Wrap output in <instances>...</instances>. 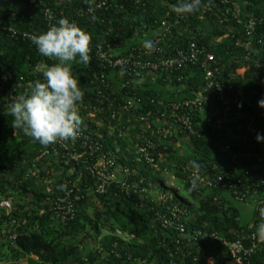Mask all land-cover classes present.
Masks as SVG:
<instances>
[{
	"label": "trees",
	"instance_id": "16d2710c",
	"mask_svg": "<svg viewBox=\"0 0 264 264\" xmlns=\"http://www.w3.org/2000/svg\"><path fill=\"white\" fill-rule=\"evenodd\" d=\"M17 1L22 9L0 3V199H10L11 204L10 213L0 210V234L5 236L7 249L2 257L5 261L0 254V264H234L221 242L234 241L238 231L247 230L255 210H242L247 206L237 204L228 190L195 194L179 170L181 165L195 162L211 176L227 178V170H231L236 179L247 169L245 164L229 163L217 155V136L203 126L211 103L205 102L192 114L193 134L181 132L173 144L160 141L157 154L169 161L172 167L167 169L180 188L170 193L169 201L158 200L160 192L168 195L165 181L134 155V145L151 137L145 121L138 119L149 114L147 122L153 129L161 126L156 123L161 115L170 121L164 105L191 99L202 91V69L186 65L161 75L145 74L139 80L126 69L103 66L95 51L101 46L114 54L122 46L118 56L123 57L147 49V41L164 57L191 45L205 49L216 61L232 112H239L248 126L247 150L264 151V141L255 140L258 133L264 135V107L258 105L264 97L254 76V71H262L257 63L264 61V0H200L190 14L172 11L171 6L180 0H36L52 12L54 25L66 18L90 36L89 62L85 65L77 57L70 63L82 92L76 105L81 119L78 130L114 156L116 181L122 179L125 169L129 181H143L141 193L131 197L116 183L104 195L92 193L94 182L84 163L87 146L68 142L67 147L75 149L80 158L77 164L66 165L61 159L63 150L44 154L48 145L13 127L11 105L3 104L4 94L15 88L16 93L27 95L35 81L46 82L43 66L58 62L42 56L33 42L7 32L13 28L38 36L50 28L37 8L25 0ZM104 1L92 14L87 12ZM250 22L254 29L248 33ZM162 23L170 26L169 34L163 32ZM236 43H243L249 56ZM134 96L139 104L124 111L122 106ZM66 193L79 199L73 216L62 221L55 218L52 207ZM173 208L181 211L178 223L184 234L161 229L159 215ZM248 231L261 232L255 227ZM8 232L15 235L12 247L6 240ZM194 232L206 237H194ZM243 264H264V248Z\"/></svg>",
	"mask_w": 264,
	"mask_h": 264
},
{
	"label": "built area",
	"instance_id": "2783aa9c",
	"mask_svg": "<svg viewBox=\"0 0 264 264\" xmlns=\"http://www.w3.org/2000/svg\"><path fill=\"white\" fill-rule=\"evenodd\" d=\"M25 1L29 3L30 7L39 10L47 27H52L56 24L52 12L45 8L43 4L38 3L36 0ZM104 3L105 1L99 2L95 7H89L87 12L92 14L94 8H99ZM161 26L165 34L170 33V26L165 25V23H162ZM253 29V22L248 23V33L252 32ZM7 32L30 42H33L36 37L34 34L16 31L13 28H8ZM236 46L242 47L247 56H249L248 49L243 43H236ZM95 52L98 61L103 66L112 69H126L129 75H134L139 80L145 74L161 75L180 70L186 65L198 66L202 69L204 75L202 91L194 93L191 99L183 100L177 104L164 105L169 111L170 121L163 119L161 115V118L156 120V123H160L161 126H156L153 129L151 124L147 122L149 114L138 119L139 121H145V129L150 133L151 137L134 145V155L139 161L144 162L154 172L158 173L161 179L165 181L168 195L160 192L158 200L169 201L172 191H180V188L174 183L175 177L167 169L172 167L169 161L157 154L160 141L170 140V143L173 144L175 139L176 141L179 140L178 135L181 132L193 134L192 114L201 109L205 102L211 103L203 116V126L217 136L215 143L217 155L224 157L229 163L236 162V165L240 166L245 164L247 169L243 170L242 176L240 174L236 175V179L232 171L227 170V178H224L222 175L211 176L207 173V170H203L200 167L194 168L192 163H186L179 167L181 177L188 189L195 194H202L211 190L220 192L228 190L232 193L237 204L246 205L249 209L253 207L255 210L256 216L247 230L238 231L234 241L223 240L221 242L234 264H243L256 250L264 248V233L258 231L260 234L255 235L248 231L254 227L261 230V226L264 225V151L249 152L247 150L248 126L245 127V122L242 121L243 117L239 112L233 113L231 110V101L220 82V73L216 68L217 64L213 55L205 49L197 48L194 45L170 57H164L161 50L155 46L151 49L132 51L123 57L115 55L108 48L101 46L96 47ZM256 67L262 70L261 72L254 71V76L257 80V86L264 97V61L258 62ZM7 78L10 79L11 77L7 75ZM21 95L22 92L16 93V89L12 88L4 94L3 104L6 106L10 105L12 97L18 98ZM136 104H139V99L134 96L124 103L122 109L128 111L130 108H134ZM153 137H155V140L152 139ZM68 142H80L82 147L87 146L88 148V158L85 159L84 163L86 165V174L94 182L93 194L104 195L114 183L118 184L128 197L141 193L140 187L143 185V181H129L127 179L129 175L127 169L122 172V179L116 181L114 176V156L104 152L99 142H90L88 138L81 135L79 130H77L75 139H58L56 142L49 144L44 154L49 153V151L58 154L60 150H63L62 161L66 165L70 163L77 164L80 156L75 149L70 150L67 147ZM212 168H215V166H212ZM234 183H236V191L233 190ZM78 199L79 196H72L69 193L59 198L52 207L55 218L64 221L72 217L75 203ZM0 210L7 212V214L10 213V199H0ZM179 215H181V211L176 208H173L168 213L159 215L161 229L165 231L173 230L184 234L183 225L178 223ZM193 236L200 239L206 237L201 232H194ZM209 237L215 238V235L211 234ZM6 240L12 247L15 235L8 232Z\"/></svg>",
	"mask_w": 264,
	"mask_h": 264
},
{
	"label": "clouds",
	"instance_id": "9594fccd",
	"mask_svg": "<svg viewBox=\"0 0 264 264\" xmlns=\"http://www.w3.org/2000/svg\"><path fill=\"white\" fill-rule=\"evenodd\" d=\"M200 0H180L172 5L176 14H190L199 6ZM90 36L75 22L66 18L58 21L47 31L33 39L38 52L44 57H54V65H44L42 75L46 82L37 80L27 95L10 100L13 127L22 129L26 136L47 146L58 139H75L81 123L76 105L82 98L78 80L73 76L70 63L79 58L83 64L89 62ZM144 47L151 49L153 44L147 41ZM264 107V99L258 101ZM257 143L264 141V135L257 134ZM194 168H198L195 162ZM195 183V181H194ZM264 233V225L261 226Z\"/></svg>",
	"mask_w": 264,
	"mask_h": 264
},
{
	"label": "rangeland",
	"instance_id": "374dc122",
	"mask_svg": "<svg viewBox=\"0 0 264 264\" xmlns=\"http://www.w3.org/2000/svg\"><path fill=\"white\" fill-rule=\"evenodd\" d=\"M0 3H3L5 5H8V6H11L13 7L14 9H22L24 6L22 5L21 2L17 1V0H0ZM122 50V46H119L116 48V51H114V54L118 55ZM168 180V179H167ZM166 180V181H167ZM158 196V194H154V197L155 196ZM242 210H249V208L247 207H242L241 208ZM7 213V212H6ZM246 212H244V215H243V219L244 220H247V218H249L248 216L245 215ZM243 220V222H244ZM5 243V236H3L2 234H0V254L1 255V258L3 257V255H7V249H6V246L4 245ZM6 258H2L1 261H5ZM19 264H25V262L23 261L22 263H19Z\"/></svg>",
	"mask_w": 264,
	"mask_h": 264
},
{
	"label": "crops",
	"instance_id": "0c3cea01",
	"mask_svg": "<svg viewBox=\"0 0 264 264\" xmlns=\"http://www.w3.org/2000/svg\"><path fill=\"white\" fill-rule=\"evenodd\" d=\"M23 261H21V262H19V263H22ZM19 263H17V264H19ZM26 264V263H25Z\"/></svg>",
	"mask_w": 264,
	"mask_h": 264
}]
</instances>
